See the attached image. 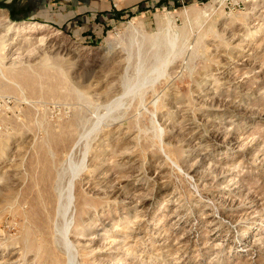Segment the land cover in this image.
<instances>
[{
    "label": "rangeland",
    "instance_id": "rangeland-1",
    "mask_svg": "<svg viewBox=\"0 0 264 264\" xmlns=\"http://www.w3.org/2000/svg\"><path fill=\"white\" fill-rule=\"evenodd\" d=\"M0 264H264V0H0Z\"/></svg>",
    "mask_w": 264,
    "mask_h": 264
},
{
    "label": "trees",
    "instance_id": "trees-1",
    "mask_svg": "<svg viewBox=\"0 0 264 264\" xmlns=\"http://www.w3.org/2000/svg\"><path fill=\"white\" fill-rule=\"evenodd\" d=\"M129 9L130 8H117V7L113 6V8H111L108 12H109V15H113L115 17H120V16H122V14L129 11ZM102 12L107 13V12H105V10H103Z\"/></svg>",
    "mask_w": 264,
    "mask_h": 264
},
{
    "label": "crops",
    "instance_id": "crops-1",
    "mask_svg": "<svg viewBox=\"0 0 264 264\" xmlns=\"http://www.w3.org/2000/svg\"><path fill=\"white\" fill-rule=\"evenodd\" d=\"M80 2V1H79ZM86 3V2H85ZM81 6L83 7V5L81 4ZM80 7V6H79ZM111 7H112V5H111ZM118 8V7H117ZM82 10V9H81ZM86 10V9H85ZM100 10V9H99ZM104 10V9H103ZM84 11V10H83ZM83 11H78V10H75V12H76V14L74 15V16H76V18L75 19H77V20H80L81 19V17L83 16ZM87 11H90V10H87ZM92 14L94 13V12H91ZM98 15H97V17H95L97 20L99 19H101V16H102V14L101 13H97ZM94 20V22H95V19H93Z\"/></svg>",
    "mask_w": 264,
    "mask_h": 264
},
{
    "label": "bare ground",
    "instance_id": "bare-ground-1",
    "mask_svg": "<svg viewBox=\"0 0 264 264\" xmlns=\"http://www.w3.org/2000/svg\"><path fill=\"white\" fill-rule=\"evenodd\" d=\"M14 26V24L9 28V29H7L8 31H12V27ZM15 27V26H14ZM42 26L41 25H37V24H34V25H29V26H26V27H23V28H21L22 30H28V31H32V30H34V29H38V28H41ZM7 31V32H8ZM26 39H28V38H26Z\"/></svg>",
    "mask_w": 264,
    "mask_h": 264
}]
</instances>
